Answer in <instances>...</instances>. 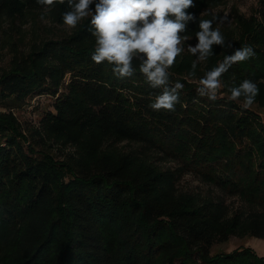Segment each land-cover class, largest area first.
I'll list each match as a JSON object with an SVG mask.
<instances>
[{
  "label": "trees",
  "instance_id": "1",
  "mask_svg": "<svg viewBox=\"0 0 264 264\" xmlns=\"http://www.w3.org/2000/svg\"><path fill=\"white\" fill-rule=\"evenodd\" d=\"M221 1L194 0L187 11L197 20L181 35L199 31V11ZM260 5V18L239 20L238 36L226 33L224 46L213 45L206 70L251 46L256 55L234 64L219 92L230 94V87L249 79L258 83L255 101L264 107V0ZM43 8L36 0H0V17ZM67 10L65 0L49 12L62 20ZM90 19L65 38L34 45L0 75V98L7 103L35 91L54 92L58 75L69 72L67 90L55 98L48 120L61 133L86 131L89 145L76 160L32 148L26 153L20 125L0 112V264H264V256L248 247L210 251L230 234L264 238V214L237 215L218 225L210 201L170 194L163 186L170 175L106 149L120 141L150 145L223 191L264 204V118L228 96H200L199 84L178 76L177 61L166 87L184 85L180 103L175 111H154L149 105L163 87L150 86L139 72L141 60H133V75L123 79L107 61H92Z\"/></svg>",
  "mask_w": 264,
  "mask_h": 264
},
{
  "label": "rangeland",
  "instance_id": "2",
  "mask_svg": "<svg viewBox=\"0 0 264 264\" xmlns=\"http://www.w3.org/2000/svg\"><path fill=\"white\" fill-rule=\"evenodd\" d=\"M260 9V0H223L202 8L198 13V20H214L213 27L219 28L223 37L226 33L238 36L243 28L239 20L247 19L254 14L260 18ZM41 16L44 17L43 20ZM77 27L68 29L63 24V19L58 20L43 9H15L5 13L0 17V75L26 57L34 45L48 39L65 38ZM195 34L187 35L188 39L182 41L184 51L176 58V61L180 65L178 76L188 82L199 84L200 78L207 72L208 59L198 61L199 54L193 56L188 51L189 45L195 46L197 43ZM134 59L141 60L140 58ZM193 61L197 62L195 69L192 68ZM58 78L59 82L55 86L54 92L35 91L25 96L22 101L10 97L9 100H6L7 103L0 98V112L11 113L20 125V131L26 136L21 138V145L26 153H29V149L32 148L36 153L39 150L46 151L58 159L75 158L76 160L78 156L89 151L87 132L70 130L61 133L58 129L54 130L50 125L51 121L48 120V113L56 112L53 105L55 98L60 92L67 90L66 84L70 74L69 72L60 73ZM218 95L230 97L228 92L223 91L218 92ZM236 101L243 104L242 99ZM248 107L264 118V107L258 102L254 101ZM31 145L33 147H30ZM106 149L129 154L132 158L163 171L165 175H170V178L163 183L164 189L168 193L177 196L190 195L210 201L219 216L218 225L237 215L264 214V204H249L237 194L223 191L207 182L199 174L185 170L178 160L164 155L150 145L120 141L107 145ZM239 247L251 248L259 256H264V238L248 234H230L226 240H215L210 251L211 253L231 252Z\"/></svg>",
  "mask_w": 264,
  "mask_h": 264
},
{
  "label": "clouds",
  "instance_id": "3",
  "mask_svg": "<svg viewBox=\"0 0 264 264\" xmlns=\"http://www.w3.org/2000/svg\"><path fill=\"white\" fill-rule=\"evenodd\" d=\"M36 3L49 12L57 3L64 4L65 0H36ZM67 3L70 10L63 13L62 19L68 29H75L81 21L91 17V31L95 37L92 61L96 64L107 61L113 65V74L123 79L133 75V60L140 58L139 72L146 81L152 88L163 87L162 93L149 107L154 111H175V106L180 103L178 90H182L184 85L176 81L171 89L166 87L170 75L168 70L184 51L182 41L188 37L181 34L187 31L189 22L197 20L194 14L187 11L196 6L194 0H67ZM41 19L44 17L41 16ZM213 23L214 20L209 19L198 21L197 43L188 47L193 56L199 54L198 61H205L213 55V45H225L223 35L219 28L213 27ZM255 55L251 46L240 47L232 55H225L218 66L200 78L197 93L216 100L223 86V75L234 64ZM196 63L193 61V69ZM228 91L230 100L243 97V106L248 107L254 103L260 89L257 82L245 79Z\"/></svg>",
  "mask_w": 264,
  "mask_h": 264
}]
</instances>
